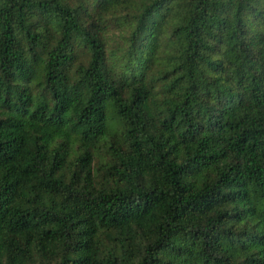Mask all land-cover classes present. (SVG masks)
Wrapping results in <instances>:
<instances>
[{
	"label": "trees",
	"instance_id": "1",
	"mask_svg": "<svg viewBox=\"0 0 264 264\" xmlns=\"http://www.w3.org/2000/svg\"><path fill=\"white\" fill-rule=\"evenodd\" d=\"M0 264H264V0H0Z\"/></svg>",
	"mask_w": 264,
	"mask_h": 264
},
{
	"label": "rangeland",
	"instance_id": "2",
	"mask_svg": "<svg viewBox=\"0 0 264 264\" xmlns=\"http://www.w3.org/2000/svg\"><path fill=\"white\" fill-rule=\"evenodd\" d=\"M113 32V31H112Z\"/></svg>",
	"mask_w": 264,
	"mask_h": 264
}]
</instances>
